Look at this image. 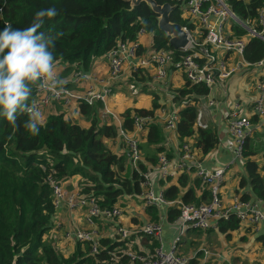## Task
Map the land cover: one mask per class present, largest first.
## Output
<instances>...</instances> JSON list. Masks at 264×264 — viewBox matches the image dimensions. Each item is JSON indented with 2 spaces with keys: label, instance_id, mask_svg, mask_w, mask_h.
Wrapping results in <instances>:
<instances>
[{
  "label": "trees",
  "instance_id": "1",
  "mask_svg": "<svg viewBox=\"0 0 264 264\" xmlns=\"http://www.w3.org/2000/svg\"><path fill=\"white\" fill-rule=\"evenodd\" d=\"M165 1L173 3V0H157L159 3ZM225 2L240 19L250 23H256L259 9L264 4V0ZM0 7V30L5 26V21L13 28H26L38 10L49 7L57 9L58 15L52 19L46 18L39 31L63 33L56 39L55 48L51 49L61 77L78 67L88 69L93 58L102 57L119 40L134 38L140 27H144L150 34V48L170 49L175 60L184 53L169 45V36L157 27V15L145 1L131 6L125 0H0ZM170 20L180 24L189 23L187 18L182 17L179 7L170 12ZM231 28L234 35L246 37L244 55L247 60L255 61L263 56V40L257 36H247L246 29L235 22ZM61 64L65 66L60 68ZM129 72L131 82H144L146 79L143 68ZM30 87L32 94L29 102L34 96V85ZM208 92L209 87L204 83L184 78L183 85L172 93L173 101L189 98V102L179 109L175 128L177 137L180 142L189 139L201 155L210 152L218 142L215 128L209 125L202 127L196 122L198 109L195 103L198 97ZM56 103L58 102L52 103V108L45 117L46 123L37 136H32L24 127L28 120L27 114H17L16 126L9 124L0 115V264L125 262V254L120 253V257L115 255L113 262L110 253L116 245L124 243L117 234L111 237L100 235L97 238L99 249L93 253L89 242L76 240L67 256L54 243L44 238L51 227L55 210L46 174L53 170L60 181L64 177L79 174L82 176L79 182L82 193L98 195L102 204L116 203L122 206L126 195L129 198L137 197L141 173L156 163L158 152L164 150L162 142L167 129L158 118L147 124L144 141L141 138L139 140L140 149L142 147L144 151L138 168H134L122 138H118L120 140L116 142L118 150L108 145V142L112 143L117 139V124L113 120L102 119L101 102L92 105L79 102L76 106L62 105L60 108ZM159 107L157 95L153 97L150 107H126L120 113L123 125L131 129L134 113L153 114ZM72 109L81 116L79 120L71 115ZM257 117L256 113L249 115L251 122L257 121ZM258 151L248 137L244 139L242 158L245 173L239 176L235 190L241 199H247L251 195L264 199V151L260 160L257 157L259 155L256 156ZM246 184L250 191H240ZM164 194L167 198H181L196 204L209 200L208 187L199 177L191 178L187 171L179 172L175 182L164 187ZM144 209L151 213V220L158 219L154 206L145 205ZM178 212L177 206L169 205L168 220L172 221ZM239 227L240 222L234 215L229 219L219 220L217 226L225 233ZM205 230L209 231L210 228ZM137 236L141 240H148L145 242L151 252L157 246L153 238L140 232ZM192 259L194 258L189 259V263Z\"/></svg>",
  "mask_w": 264,
  "mask_h": 264
},
{
  "label": "built area",
  "instance_id": "2",
  "mask_svg": "<svg viewBox=\"0 0 264 264\" xmlns=\"http://www.w3.org/2000/svg\"><path fill=\"white\" fill-rule=\"evenodd\" d=\"M173 3L181 9L182 17L191 23L182 24L188 43L180 49L184 53L177 60L170 49L147 48L149 40L146 37L149 33L144 27H140L134 38L119 40L102 56L108 63V72L104 77L78 67L71 72L69 82L58 94L54 95L47 88L34 86V96L29 103L35 102L42 112L54 101L64 106H76L79 102L89 105L101 102V117L105 119L110 116L117 124V137L124 141L134 168H138L142 157L139 140L147 124L152 119L159 118L167 130L175 132L179 109L189 102V98L174 101L173 106L171 104L166 110L159 107L153 114L134 113L131 118L132 128L128 129L123 125L122 117L112 111L106 103L113 82L125 69L130 71L143 68L149 72L153 80L165 82L173 67L181 71L183 77L191 82L204 83L208 87L217 85L226 90V83L234 73L251 68L256 73L253 83L256 89L253 109L256 113L264 115V54L255 61L247 60L244 55L246 37L234 35L231 28L235 22L246 29L247 36H257L264 41V4L259 9L256 23H250L240 19L225 0H173ZM4 23L8 24L7 21ZM57 68L56 72L59 74ZM208 104H213V99L208 100ZM201 116L199 111L196 122L199 126L205 127ZM226 123L234 141L233 154L241 159L243 141L251 128L249 114L241 113L235 105L228 112ZM177 147L178 152L175 156H170L166 150L158 152L156 163L141 173L140 191L136 194L144 205L158 208L177 206L179 212L171 221L177 229V234L168 249L164 248L162 235L164 224L160 219L143 221L136 230H131L121 222L123 215L121 205L102 204L98 195L84 194L80 188L65 190L52 170L46 174V182L54 209L66 205L70 210L80 207L85 210L86 226L67 228L64 236L87 241L90 243V251L96 252L99 249L97 238L101 233L99 221H108L113 225L112 236L117 234L119 239L124 240L123 244L116 245L110 252L113 262L115 255L120 257L119 254L123 253L126 255L125 262L118 261L117 264H189V256L178 252L181 235L188 229L217 227L219 220L229 219L231 215H234L240 224L249 227L260 226L264 221V205L259 207L258 204H264V199L255 196L241 199L237 193L231 196L230 201L224 199L220 188L228 164L205 166L198 149L189 139L179 142ZM42 168L45 169L43 165ZM181 171H193L199 177L209 189L208 201L196 204L183 201L181 198H167L164 188L156 189L157 180H167ZM138 232L156 240L157 246L152 252L136 248L135 245L139 243ZM208 253L209 251L204 248V256Z\"/></svg>",
  "mask_w": 264,
  "mask_h": 264
},
{
  "label": "crops",
  "instance_id": "3",
  "mask_svg": "<svg viewBox=\"0 0 264 264\" xmlns=\"http://www.w3.org/2000/svg\"><path fill=\"white\" fill-rule=\"evenodd\" d=\"M64 66V64L60 65L61 68ZM85 70L91 72L94 75L104 77L108 72L107 60L103 57H101L100 59L95 57L92 59L91 65L88 66V69ZM71 72L72 71H70L67 75L60 77L69 81ZM129 74V70L125 69L123 74L113 82L111 86L112 90L109 92V95L106 99V103L109 108L119 115L126 107L151 106V103H148V101H144L148 99L147 95H141L142 98H136L137 95H133L130 93L127 96L124 95L123 92V94L120 92L122 87L127 86L129 82H131ZM148 74L149 72L146 71V77ZM243 74L245 76H243ZM246 74H251V76ZM244 78H246L247 80L249 79L250 81H252V83H249L246 86ZM255 78L256 73L253 69L248 68L244 69V71L241 70L240 72L234 73V75H232L228 79L226 83V90L219 88L217 85L209 87L208 94L198 97V100L195 103L196 107L197 103H200V106L197 107V109L198 112H201L202 122L215 128L218 134V142L210 152L205 155H201L200 151H198L201 156L202 163L205 166L210 167L228 164L226 172L231 166L232 170L234 171L232 175H228L225 172L226 178H224V181L220 188L224 199H227L228 201H230L231 196L235 193V190L237 188L239 179L237 175L238 173H241L240 167L243 168V158H241L242 163H240L238 162V159L240 158L235 157L233 154L234 141L227 130L226 117L228 115V112L232 108H234L235 105L241 113H246L249 115L256 113L253 109L256 89L253 91L252 85L255 81ZM167 80L168 82L170 80V82L172 83L174 93V89L183 85L184 77L181 71L175 70L173 72H169L166 81ZM244 86H246V91L243 90ZM114 89L116 91V94L112 93ZM215 92H218L221 97L218 95L216 97ZM230 92H232V95L230 94ZM172 96L173 95L171 94V96L167 97L165 101L168 103L170 99L173 106L174 101ZM131 98L134 101L131 100ZM210 99H213V104H208V100ZM158 101H160V99ZM51 106L52 104L45 107L42 113L44 114L47 111L50 112L52 108ZM256 114L258 116V119L255 122H251V128L245 135V138L248 137L251 143L259 150L256 156H261V153L264 151L262 150L264 149V142L262 143L263 147L261 149L260 144H258L256 141L260 140L258 136L264 137V115L258 113ZM72 115L78 116V112L72 109ZM103 120L108 121L113 119L108 116ZM255 137L257 138V140H255ZM118 138L119 137H117V140ZM141 140L144 141V133L141 136ZM116 142L118 141H113L110 147ZM179 142L180 141L177 137L176 132L167 130L166 137L162 142L163 149L166 150L170 156H175L178 152L177 144ZM188 175H190L191 178L197 177L193 171L188 172ZM81 179L82 176H80L79 174H73L69 177H64L61 182L65 190H77V188H79V182ZM175 180L176 175L170 176L167 180L164 181H161V179L159 181L157 180L158 182L156 181V189H158L159 187L164 188L168 183L175 182ZM240 191H250L249 185L246 184L243 188H241ZM197 192L199 193V189L197 190ZM253 197L254 196L251 195L249 198ZM128 198L129 196L127 195L123 198L125 204L122 205L123 215L121 217V222L129 229L136 230V228L141 225L143 221L151 220V213L145 211V205L143 204V202H141L140 199H138V197ZM263 205L264 204L261 203L258 204L259 207H263ZM139 208L140 211H137ZM154 208L157 210L156 213L158 219H160L164 224L162 231L164 248L168 249L170 243H172L177 234V229L167 218L168 206H160V208ZM84 216L85 210L82 207L74 210H70L66 205L57 207L52 215L51 227L48 229L47 234L45 233L47 237L46 239L54 243L57 248H60V250L64 249V251L69 254L74 247L76 239L65 237L64 231L70 227L86 226ZM99 227L101 228L100 235L111 237L114 234L112 229L113 225L111 222L100 220ZM213 228L217 227H210V230H212ZM203 231L209 232L205 229ZM225 235L228 240L226 245H221V247H219L220 244L218 243L214 244L210 248L205 246V243V245H199L205 246V249L207 250L209 249V253L206 256H204L203 254L204 248H201L197 250V252H195V249H197L199 246H197L196 248L185 249L181 239L178 243V252L189 256L190 259L194 258L189 264H210L213 261L215 262L216 259L223 260L225 262L223 264H264V221H262L260 226L257 227H249L248 225L240 224V227L238 229H234L229 233H226ZM138 238L139 243L135 245L136 248L144 251H150L148 249L147 242H145L148 240H141L139 236Z\"/></svg>",
  "mask_w": 264,
  "mask_h": 264
},
{
  "label": "clouds",
  "instance_id": "4",
  "mask_svg": "<svg viewBox=\"0 0 264 264\" xmlns=\"http://www.w3.org/2000/svg\"><path fill=\"white\" fill-rule=\"evenodd\" d=\"M58 15L55 7L38 10L31 24L23 29L6 24L0 30V115L16 126L17 114H27L24 127L32 136L46 123L35 102L29 103L30 85L47 88L58 94L69 82L56 72V59L51 49L60 33L39 31L45 19Z\"/></svg>",
  "mask_w": 264,
  "mask_h": 264
},
{
  "label": "rangeland",
  "instance_id": "5",
  "mask_svg": "<svg viewBox=\"0 0 264 264\" xmlns=\"http://www.w3.org/2000/svg\"><path fill=\"white\" fill-rule=\"evenodd\" d=\"M146 39H150V34H147ZM147 48H150V40L147 43ZM96 58H101V56L96 57ZM61 68V67H60ZM129 70V69H128ZM176 69L171 67V71H175ZM251 76V74H246ZM148 77H146V79L144 80V82L140 81V82H129V84L125 87H122L120 92L124 93V95L128 94H133V95H137L136 98H142L141 95H147L148 99L144 100V101H148V103H151V100L153 99V97L155 95L158 96V100L160 99V108H164L165 110L167 109V107H169L171 105V100L169 99L168 103L165 101V99L169 96H171V94L173 93V88H172V83L168 82V80L163 83L160 81H156L153 80L151 75L148 74ZM243 76H245L243 74ZM129 81V80H128ZM244 81L246 82V86L249 83H252V81H250L249 79L247 80L246 78H244ZM141 85H144V87L142 88ZM253 85V84H252ZM246 86H244L243 90L246 91ZM255 90V86L253 85V91ZM113 94H116L115 89L112 92ZM122 93V94H123ZM139 94V95H138ZM230 94L232 95V92H230ZM220 96L218 92H215V96L217 97ZM221 97V96H220ZM131 100H133L131 98ZM134 101V100H133ZM58 108L62 107V105H60L59 103H56ZM200 106V103H197V107ZM49 111L44 113V117L47 116ZM72 115V112H71ZM80 116H73V118L78 119ZM109 119V118H108ZM159 119V118H158ZM79 120V119H78ZM82 122V121H81ZM83 123V122H82ZM85 124H87V122H85ZM258 138H260L259 141H256L258 144H260L261 149L263 147V142H264V137L258 136ZM120 139H116V141L119 142ZM255 140H257V138L255 137ZM112 143L108 142V145L110 146ZM112 149L118 150V144H114L111 146ZM264 150V149H262ZM141 154L143 153L144 149L141 147ZM258 159L260 160V155L258 157ZM238 162L242 163V159H238ZM240 171L241 173H238L237 177H239L240 174H244L245 170L244 168L240 167ZM234 173V171L232 170V166L228 168L226 174L228 175H232ZM19 175H21V173H18ZM226 178V175H225ZM162 207V206H161ZM140 211V208L137 210ZM136 211V212H137ZM47 234V232H46ZM226 233L219 230L218 228H213L212 230H210L209 232L207 231H203V230H199L196 228H191L188 231H186L184 234L181 235V241L182 244L184 245V248H196L199 245H205L208 248H210L211 246H213L214 244H220L219 247H221V245H226L228 238H226ZM44 238L46 239V235L44 236ZM205 239V240H203ZM205 243V244H204ZM205 246H199L197 249H195V252H197V250L201 249V248H205ZM218 247V248H219ZM60 250V248H58ZM209 250V249H208ZM61 253L65 256H67L68 254L64 251V249L60 250ZM203 257V256H202ZM213 261V260H212ZM225 263L223 260H219L216 259L215 262H211L210 264H223ZM208 264V263H207Z\"/></svg>",
  "mask_w": 264,
  "mask_h": 264
},
{
  "label": "water",
  "instance_id": "6",
  "mask_svg": "<svg viewBox=\"0 0 264 264\" xmlns=\"http://www.w3.org/2000/svg\"><path fill=\"white\" fill-rule=\"evenodd\" d=\"M125 1H128L131 6L145 1L157 15V27L169 36V45L174 49H183L186 46L188 38L182 24L170 20V12L178 7L176 4L169 1L159 3L157 0Z\"/></svg>",
  "mask_w": 264,
  "mask_h": 264
}]
</instances>
